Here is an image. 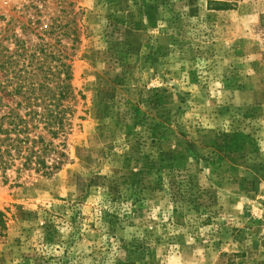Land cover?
<instances>
[{"label": "rangeland", "instance_id": "1", "mask_svg": "<svg viewBox=\"0 0 264 264\" xmlns=\"http://www.w3.org/2000/svg\"><path fill=\"white\" fill-rule=\"evenodd\" d=\"M263 13L0 0V82L61 52L76 93L61 168L0 172V264H264Z\"/></svg>", "mask_w": 264, "mask_h": 264}, {"label": "trees", "instance_id": "2", "mask_svg": "<svg viewBox=\"0 0 264 264\" xmlns=\"http://www.w3.org/2000/svg\"><path fill=\"white\" fill-rule=\"evenodd\" d=\"M218 5L223 8L228 4ZM261 25L264 26V13ZM54 58V70L40 73L43 80H23L21 75L16 83L0 82V172L6 180L7 173L16 165L18 171L35 170L51 176L67 157L66 135L71 129V101L76 93L68 56L58 52ZM40 74L30 77L42 78ZM14 97L18 99L14 101ZM6 98L10 102L6 103Z\"/></svg>", "mask_w": 264, "mask_h": 264}]
</instances>
